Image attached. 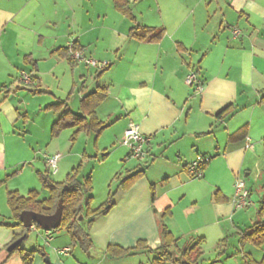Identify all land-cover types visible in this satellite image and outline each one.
<instances>
[{"label":"crops","instance_id":"1","mask_svg":"<svg viewBox=\"0 0 264 264\" xmlns=\"http://www.w3.org/2000/svg\"><path fill=\"white\" fill-rule=\"evenodd\" d=\"M128 3L134 20L118 10L114 0H0V219L13 216L7 201L9 191L28 190L29 194L38 188V180L34 179V185L11 187L7 182L20 164L28 167L35 160L31 173L37 179L39 172L50 169L47 156L61 155L54 179L55 174L67 176L76 166L71 154L74 146L69 139L64 142V137L72 133L62 136L65 129L57 136L51 133L54 122L70 109L68 104L58 110L46 109L51 104L43 108L61 115L57 119L49 116L51 126H44L39 150V144L31 140L33 126L17 127L20 119L25 124L29 121L27 111H22L19 104L23 100L28 104L26 91H40L32 97L47 94L42 84L59 81L61 75L73 80L64 101L70 100L71 108L78 104L74 112L80 111L86 94L73 96V92L77 69L84 63L66 52L74 41L87 57L108 62L99 70L93 66L95 81L106 80L92 91L98 86L107 87V97L96 112L108 125L104 133L113 130L115 137L110 151L107 145L104 148L107 155L98 160L100 168L94 178L92 175V208L107 201L111 181L123 174L124 168L126 172L147 169L129 189H118L113 208L97 216L88 227L94 247L85 251L68 234L61 239L53 235L52 241L43 245L46 255L37 254L33 264H147L141 254L112 258L107 247H132L144 239L156 248L161 244V222L181 245L191 236L203 237L205 243L215 240L217 245L203 264H242L229 252L230 242L258 220V207L252 211L259 203L254 195L258 193L260 200L264 194V0ZM135 24L163 28L165 35L160 41L133 39L129 31ZM235 30L240 33L235 35ZM191 71L204 84L202 93L187 84ZM21 72L29 73L34 84L22 82ZM84 72L79 73L81 79L86 77ZM32 86L35 89H28ZM13 97L22 100L17 102ZM227 106H233L232 112L218 117ZM132 122L152 138L144 163L130 156L122 141L120 145L113 141L123 139ZM73 128L74 133L77 128ZM44 145L46 152L42 154ZM85 153L99 159L98 155ZM205 156L210 158L207 167L194 181L186 165ZM239 177L244 179L251 201L242 209L232 202ZM152 185L156 191L154 202ZM216 192H220L218 201ZM167 208L171 214L163 217ZM21 231L20 227L0 224V264H23L20 255L10 254L6 247ZM41 234L45 240L46 230ZM35 242L31 238V245L26 240L23 245L33 248ZM240 243L239 255L246 264L244 254L254 255L247 251L246 243ZM66 247L72 248L70 254L57 252ZM226 257H235L236 261Z\"/></svg>","mask_w":264,"mask_h":264},{"label":"trees","instance_id":"2","mask_svg":"<svg viewBox=\"0 0 264 264\" xmlns=\"http://www.w3.org/2000/svg\"><path fill=\"white\" fill-rule=\"evenodd\" d=\"M114 3L118 10L129 18L135 19L128 0H114ZM164 35L165 30L163 28L139 24H135L129 31V36L139 41H160ZM77 48L79 47L77 46ZM66 52L69 53V49ZM70 60L74 62L71 58ZM107 91L106 86H98L94 91L86 94L81 99L79 112L66 109L62 116L54 122L51 129L52 135L57 136L63 129L76 127L77 129L72 135V140H75L79 133L86 132L95 134V142H97L101 134L108 127L107 124L99 120L96 112L97 107L107 97ZM64 105L67 106V102L62 100L56 104L47 106L46 109L58 110ZM232 110L233 106H227L217 116L225 117ZM106 155L107 153L105 152L104 156ZM84 157L89 156L84 153ZM209 160L210 158H207L202 163V170L207 167ZM146 169L147 166L133 172H126L124 175L122 173L117 174L115 177L118 180L120 179L119 186L116 191H110L107 201L97 209L92 208L94 200L92 174H84L83 162L75 166L64 181L55 180L53 173L48 168L43 172H39L43 186L50 192L49 197L41 199L38 190H30L28 195H22L18 190L9 191L7 194L8 205L13 216L12 219H0V224L11 228H22V231L15 235L13 240L7 244V249L19 238L26 236L10 254L18 253L23 264H33L37 254L46 255L41 245L33 248H26L23 245L32 228H25L23 226L20 214L24 210H30L45 215H52L56 212L61 202L62 220L57 229H65L74 244H78L83 250L89 251L94 247V244L88 232V227L97 216L107 214L113 208L118 189H129L136 181L145 176ZM151 187L152 200L154 202L156 198L155 185ZM219 193L216 192L215 194L217 201L220 200ZM168 214H171L170 208H167L163 212V217ZM34 226L36 229L41 228L38 224H34ZM159 229L161 244L156 248L150 247L146 240L140 239L132 247L109 245L107 247V254L112 258H127L141 254L144 255L147 264H203L205 260V240L203 237L191 236L180 246L179 238L173 234L166 224L161 222ZM241 235L242 244L251 242L256 247L264 245V194L259 200L258 220L242 231ZM244 259L246 264H264V255L261 260L257 261L251 253L246 252Z\"/></svg>","mask_w":264,"mask_h":264},{"label":"rangeland","instance_id":"3","mask_svg":"<svg viewBox=\"0 0 264 264\" xmlns=\"http://www.w3.org/2000/svg\"><path fill=\"white\" fill-rule=\"evenodd\" d=\"M100 60V59H97ZM101 61V60H100ZM95 68H97V70H99V66H96ZM85 70V75L86 77L84 79H81L80 77V71ZM96 70L93 68V66L89 65V69L87 68V66L85 64L80 65V69H77V77L75 78V85H76V89L73 92V96L75 95H85L88 92L92 91L97 84H102L103 80H106V77L103 78V80H101L100 82L95 81V78L97 77L95 72ZM99 74V73H98ZM20 79L22 82H24L23 80V76H22V72L20 75ZM72 81L71 78L69 77H63V75H61V79L59 81H56L54 79L52 80H47L46 84H42V89H44L47 94H43L40 95L38 97H32V94H38L40 93V91L35 92L32 94L28 91H26L28 93V104H26V100H23L24 102H20L22 99H19L18 97H13V99H17V102H20V108L22 111L28 113L29 116V121L27 124L24 123L23 119H20V121L17 124V127L19 128H23V126H30L32 128H34V136L31 137V140L36 141V144H39L38 146H36V150L40 149V143L42 142V139L44 138L45 134L43 133V128L44 126H51V124H49V119L53 116L54 119H57L58 116L61 115V113H57L56 111H51L50 113H47L46 111L43 110V108L46 105L55 103L58 101V99H62V100H66L69 96V91L72 85ZM83 86H85L83 88ZM35 89L34 86L32 87H28V89ZM44 93V92H43ZM72 96V95H71ZM25 103V104H24ZM71 103L70 100L67 102L68 106L70 107V109H72L73 111H76L78 109V104H76V106L74 108H71ZM78 103V102H77ZM26 105V106H25ZM42 109V110H41ZM51 116V117H49ZM70 128H66V133L70 135L72 133L73 135V130L68 131ZM64 130H62L60 132V134L63 132ZM70 132V133H69ZM114 132L112 131H106L105 133L103 132L101 134V136L99 137V139L97 140V142H95V134L93 133H86V132H81L77 135L75 140H72V135L70 136H66L64 137L65 140L64 142H68V139L71 141V145L74 146L73 150L71 151L72 154V158L73 161L75 163V165L77 166L79 163L83 162L84 164V173L85 175H89L92 174L93 178L95 176V173H97V171L100 168V163L98 162V160H100L102 158V155L104 154L105 151H110V145H113L111 142L114 136ZM63 138V137H62ZM123 138V137H122ZM115 141V144H119V142L122 141V139L120 140H113ZM107 145V150H105L104 148ZM120 145V144H119ZM112 147V146H111ZM43 153L44 154L46 152V147L45 145L43 146V148L41 147ZM41 151V150H40ZM41 151V152H42ZM87 152L89 155H98L99 159H95L93 157H84V153ZM41 154V155H42ZM52 156V155H51ZM207 158H209L208 156H205ZM147 158V155L146 157ZM144 158V159H145ZM144 159H142L141 163H144L143 161H145ZM136 162H139V160H137ZM33 164H29L27 165L28 167H23L24 164H20L18 166V168L16 170H18L17 173H13V170L11 172V176L7 177V182L9 181V183L11 184V187H16V185H34L33 184V179L34 180H38V188L37 190L40 192V198H47L50 196V192L48 189H46L41 180L40 177L39 179H37L36 176H33L34 173H31L32 170V166L35 165L36 167V163L35 160L34 162H32ZM34 167V166H33ZM15 170V169H14ZM126 173V168L123 169V175ZM37 174V173H36ZM101 175V174H100ZM39 176V175H38ZM55 179L62 181L66 179V174L64 176H62L61 174H55ZM194 179L192 180H199V177H195L192 176ZM120 180V179H119ZM119 180L116 179V177L114 176L113 180L111 181V189L112 191H116L117 187L119 186ZM263 186V185H262ZM35 189V188H34ZM258 189V188H257ZM24 192H21L25 195L28 194V190H23ZM98 192V190H97ZM254 201H259V196L258 193L255 192L254 195ZM259 207V203L258 206H254L252 211L256 210V208ZM53 231V235L55 238L61 239L63 238L65 235H67V231L63 228L60 229H55L52 230ZM39 232V234H38ZM44 233V230L42 228L40 229H35V230H31V232L29 233V238L26 240V244L27 245H31L30 244V240L31 238L35 239V243L38 245L40 244L41 246L46 245L45 244V240L42 237V234ZM235 240L231 239V246H230V253L232 254V257H238V262H241L242 264H244V260L241 258L240 254V249H241V240H242V236L240 234H236L234 235ZM232 238V237H231ZM30 239V240H29ZM247 251H251L255 257V259L260 260L262 257V253L264 251V246L262 245L261 247H256L253 243L251 242H247ZM217 242H215V240H209V242H206L204 244V251H205V257H207L209 254H211V251L213 250V247H216ZM78 246V245H77ZM181 246V244H180ZM76 250H80V247H76ZM79 252V251H77ZM220 253V252H219ZM228 258L226 257V259H229L228 261H233L235 262L236 259L234 258ZM238 264V263H237Z\"/></svg>","mask_w":264,"mask_h":264},{"label":"built area","instance_id":"4","mask_svg":"<svg viewBox=\"0 0 264 264\" xmlns=\"http://www.w3.org/2000/svg\"><path fill=\"white\" fill-rule=\"evenodd\" d=\"M235 35H238L240 32L238 30H235ZM69 51L71 54V57L79 62L84 63L86 65L90 66H99L100 68H105L108 65L107 61H98L92 57H87L82 50L75 47V42L71 41L69 44ZM23 80L27 84H34L33 77L26 72H22ZM186 82L190 86H193L195 88V91L198 93H202L204 90V84L197 76L196 72L191 71L187 77ZM151 136L144 135L140 132L139 126L136 123H130L128 128L125 130L124 137L122 139V143L128 146L130 150V156L138 158V159H144L147 155V146L151 142ZM60 154H55L53 156H47L46 161L47 165L49 166L52 173H56L58 170V162L60 159ZM205 157H198L196 160L191 161L186 165L187 172L195 177H202L203 176V170L201 168L202 163L206 160ZM233 205L237 209L246 208L251 204L250 201V191L246 187L245 181L243 178L239 177L236 180L235 183V195L233 197ZM32 227H35L34 225ZM53 239L52 230L46 231L45 236V243L49 244ZM72 251L71 247L66 248H60L57 250V252L60 255H68Z\"/></svg>","mask_w":264,"mask_h":264},{"label":"water","instance_id":"5","mask_svg":"<svg viewBox=\"0 0 264 264\" xmlns=\"http://www.w3.org/2000/svg\"><path fill=\"white\" fill-rule=\"evenodd\" d=\"M20 220L25 228H29L32 227L34 224H38L43 230H55L61 224L62 203L60 202L58 209L52 215H45L37 213L35 211L24 210L20 214ZM25 237L26 236H23L14 243H12L7 250L9 252H12L24 240ZM46 260H48V258H46Z\"/></svg>","mask_w":264,"mask_h":264}]
</instances>
